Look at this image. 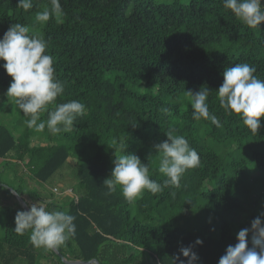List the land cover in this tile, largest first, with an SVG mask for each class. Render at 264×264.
<instances>
[{
	"label": "trees",
	"instance_id": "16d2710c",
	"mask_svg": "<svg viewBox=\"0 0 264 264\" xmlns=\"http://www.w3.org/2000/svg\"><path fill=\"white\" fill-rule=\"evenodd\" d=\"M33 2L24 10L17 0H0V38L16 23L42 35L65 88L53 103L78 100L86 110L69 132L56 135L24 124L16 136L0 125V158L25 160L42 184L63 166L77 167L76 176H69L76 180L71 199L55 201L58 184L49 194L33 193L48 210L75 217V234L56 252L99 264H177V256L186 259L180 247L200 239L202 246L194 248L198 264H218L227 246L237 243L238 231L264 211V119L252 133L238 115L224 112L215 93L225 68L238 63L255 66L264 79V23L250 29L223 0H59L61 11L53 9L46 21H38L36 13L51 8L52 0ZM3 63L0 98L11 83ZM201 86L210 90L209 112L220 127L192 119L185 92ZM40 119L46 120L47 112ZM170 131L184 136L200 156L199 166L189 169L179 186L145 191L132 201L119 187L109 192L103 186L119 140L128 141L127 152L147 164L156 155L153 146ZM158 167V160L151 164L150 177L162 183ZM5 208L0 264H66L53 249L34 246L30 230L14 231L21 207Z\"/></svg>",
	"mask_w": 264,
	"mask_h": 264
},
{
	"label": "clouds",
	"instance_id": "9594fccd",
	"mask_svg": "<svg viewBox=\"0 0 264 264\" xmlns=\"http://www.w3.org/2000/svg\"><path fill=\"white\" fill-rule=\"evenodd\" d=\"M223 6L250 29H260L264 23L261 0H223ZM17 7L29 10L34 7V2L17 0ZM53 9L57 13L61 11L59 0H52L51 8L38 11L36 19L48 20ZM29 33L27 26L16 23L0 38V61L4 62L2 66L11 77L5 95L14 98L23 116L30 117L24 120L27 128L37 132L47 129L53 135L67 133L86 106L78 100L53 103L64 93V84L55 76L54 58L47 53L45 38L38 33ZM255 73V66L248 63L227 67L223 72V83L215 92L224 112L238 115L243 125L254 134L264 119V79ZM185 93L190 98L194 121L210 120L213 125L221 126L218 117L209 112L210 90L207 86H201L197 92ZM50 104L51 109L48 108ZM162 111L168 113L169 109ZM42 112H47L46 120L40 119ZM166 136V140L153 146L156 155L150 156L147 164L142 163L135 153L127 152L128 141L119 140L114 148L113 169L103 186L109 192H115L119 187L121 195L129 201L145 191L155 194L164 186H179L182 176L199 166L200 156L184 136L174 135L171 131ZM156 160L159 161V173L165 177L162 183L150 177L151 164ZM74 221L75 217L66 210H48L40 201L28 205L27 211L16 213L14 231L23 234L30 230V242L34 246L55 250L75 234ZM249 237L251 247H248ZM236 240L237 243L227 246L218 264H264V211L251 221L250 227L238 231ZM202 244L203 241L197 239L194 244L181 246L179 252L186 259L177 256V264H198L199 256L194 248Z\"/></svg>",
	"mask_w": 264,
	"mask_h": 264
},
{
	"label": "rangeland",
	"instance_id": "374dc122",
	"mask_svg": "<svg viewBox=\"0 0 264 264\" xmlns=\"http://www.w3.org/2000/svg\"><path fill=\"white\" fill-rule=\"evenodd\" d=\"M155 1L156 3H172L178 1L182 4H187L190 0ZM4 97L0 98V125L6 127L17 136L18 133L24 129V120L29 117L24 118L22 116V112L17 109L14 103V98L4 101ZM189 102L190 98H187V106L189 105L191 107ZM32 143L36 144L35 139ZM68 162L70 165L73 163L76 165V160L73 158H69ZM29 170L30 165H28V162L25 160L16 162L9 157H7V160L0 158V237L4 234L6 226L5 207L22 208L21 203H19L17 197L14 195L17 191L24 193L23 196L26 197L23 200L27 202V205L39 202L33 199V193L38 194L40 192L42 194H49L52 191V184H58L56 185V189H54L55 192H53L57 196H55V201L59 203H64V201L71 199L76 194V180L74 178L70 179L69 176L74 177V174L76 176L77 167L74 168V166H72V168H68V166H63L61 170L51 178L48 184L39 182L34 178L31 170ZM250 180H252V176L249 179V183ZM196 221L199 220L196 219L191 224L195 225ZM202 222H204V220H202ZM40 264H48V261L41 260Z\"/></svg>",
	"mask_w": 264,
	"mask_h": 264
},
{
	"label": "water",
	"instance_id": "95a60500",
	"mask_svg": "<svg viewBox=\"0 0 264 264\" xmlns=\"http://www.w3.org/2000/svg\"><path fill=\"white\" fill-rule=\"evenodd\" d=\"M14 195L17 197V200L19 201V203H21L22 205V209L23 211H27L28 210V205L27 203L23 200L22 197H20L17 193H14ZM54 252L59 255L61 261L63 263H66V264H99L97 260H90V261H72V260H67L65 259L64 257H62L58 252H56V250H54Z\"/></svg>",
	"mask_w": 264,
	"mask_h": 264
},
{
	"label": "crops",
	"instance_id": "0c3cea01",
	"mask_svg": "<svg viewBox=\"0 0 264 264\" xmlns=\"http://www.w3.org/2000/svg\"><path fill=\"white\" fill-rule=\"evenodd\" d=\"M261 2H262V5H264V0H261ZM22 197H23V199H25L26 196H22ZM35 200H37V199H35Z\"/></svg>",
	"mask_w": 264,
	"mask_h": 264
}]
</instances>
